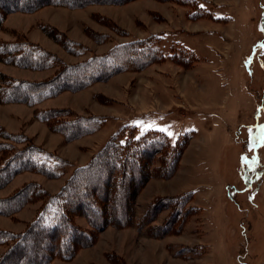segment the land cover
Here are the masks:
<instances>
[{"label": "rangeland", "instance_id": "obj_1", "mask_svg": "<svg viewBox=\"0 0 264 264\" xmlns=\"http://www.w3.org/2000/svg\"><path fill=\"white\" fill-rule=\"evenodd\" d=\"M44 26L57 28L91 51L82 57L69 54L44 33ZM92 34L106 39L97 42ZM150 36L158 37L164 60L80 92H63L35 108L0 103V125L28 135L74 166L86 164L119 130L141 134L137 123L171 130L172 141L189 136L176 174L169 180L151 179L136 199L135 214L139 220L159 197L187 192L194 193L190 206L199 210L185 209L184 218L164 237L142 234L135 227L109 226L93 246L70 261L56 259L52 264H264V146L249 150L264 126V0H130L80 9L46 6L9 14L0 29V40L26 38L70 63ZM180 51H187L193 60L188 64L173 60V53ZM0 71L28 80H43L54 72L4 63ZM50 108L108 119L95 134L66 142L34 117L35 109ZM67 177L49 179L24 172L0 189V197L32 181L54 194ZM40 206L41 202H33L13 218L0 216V229L23 231ZM170 213L161 210L151 225H164ZM78 223L88 227L82 217Z\"/></svg>", "mask_w": 264, "mask_h": 264}, {"label": "trees", "instance_id": "obj_2", "mask_svg": "<svg viewBox=\"0 0 264 264\" xmlns=\"http://www.w3.org/2000/svg\"><path fill=\"white\" fill-rule=\"evenodd\" d=\"M127 1L130 0H0V29L13 12L32 13L46 6L80 9L93 4L117 5ZM42 29L75 57L91 51L55 27L44 26ZM92 35L97 42L106 39V35ZM157 40L158 37L150 36L118 43L103 54H91L76 63L67 62L26 38H16L12 42L0 40V63L31 71H54L43 80L15 78L0 71V103L35 108L63 92H80L96 83L107 82L117 74L141 71L164 60ZM186 54L187 51L176 52L172 58L188 64L193 59ZM34 117L66 142L95 134L108 119L93 114L79 115L71 108L35 109ZM0 138V189L24 172L41 174L49 179L68 174L54 194L32 181L12 194L0 197V216L11 218L27 204L41 202L36 216L23 231L0 229V264H52L56 259L70 261L80 250L93 246L100 233L109 226L118 229L135 227L148 236H168L177 220L184 218L185 209L187 213L199 210V207L190 206L194 193L187 192L159 197L139 220L135 214L136 199L151 179L169 180L176 174L189 136L172 141L157 130L139 135L119 130L86 164L80 166L45 150L28 135L14 134L1 125ZM167 209L171 213L164 225H151L157 214ZM80 217L85 219L87 228L78 223Z\"/></svg>", "mask_w": 264, "mask_h": 264}, {"label": "snow or ice", "instance_id": "obj_3", "mask_svg": "<svg viewBox=\"0 0 264 264\" xmlns=\"http://www.w3.org/2000/svg\"><path fill=\"white\" fill-rule=\"evenodd\" d=\"M138 128H140L141 132H145V131H149L155 128V125L152 124H147L146 126L142 123H137L136 125ZM155 130L161 132L162 134L167 135L169 138H172L174 136V133L166 128H156ZM258 132L260 133L257 138H256V144L255 145H251L249 150H254V148L256 147V145H260V146H264V126H262ZM250 140H251V136H250ZM246 159V158H245Z\"/></svg>", "mask_w": 264, "mask_h": 264}]
</instances>
